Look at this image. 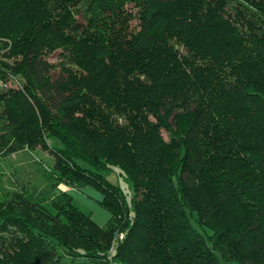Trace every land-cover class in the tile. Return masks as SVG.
Returning <instances> with one entry per match:
<instances>
[{
  "label": "trees",
  "instance_id": "1",
  "mask_svg": "<svg viewBox=\"0 0 264 264\" xmlns=\"http://www.w3.org/2000/svg\"><path fill=\"white\" fill-rule=\"evenodd\" d=\"M4 73L0 156L53 163L0 195V264H264V0H0Z\"/></svg>",
  "mask_w": 264,
  "mask_h": 264
},
{
  "label": "rangeland",
  "instance_id": "2",
  "mask_svg": "<svg viewBox=\"0 0 264 264\" xmlns=\"http://www.w3.org/2000/svg\"><path fill=\"white\" fill-rule=\"evenodd\" d=\"M134 24L135 22L133 21L131 25ZM1 51H3V48ZM48 58L53 63L57 61L56 54L49 55ZM4 75L3 78H0V90L5 87L13 88L19 86L18 78L11 77L5 73ZM3 79H6V81ZM162 134L166 139L167 134L164 130H162ZM51 142L55 143L52 140H48V143ZM47 149L50 148L43 149L37 145L33 148L25 147L7 156H0V195L3 196L10 191H23L26 194H30L32 192L36 193L41 189H47L48 187L45 183L47 178L42 173L43 170H48L53 163V156ZM117 172L115 170L105 175L111 183L121 187L126 199H128L131 193L130 182L124 175H119ZM95 191L97 194H95ZM69 194L81 208L91 213L92 218L98 224H104L109 218L108 212L99 203L98 194L100 193L94 188L90 186L73 188Z\"/></svg>",
  "mask_w": 264,
  "mask_h": 264
},
{
  "label": "crops",
  "instance_id": "3",
  "mask_svg": "<svg viewBox=\"0 0 264 264\" xmlns=\"http://www.w3.org/2000/svg\"><path fill=\"white\" fill-rule=\"evenodd\" d=\"M84 189H86V188H84ZM71 190H73V188H67V189H66V191H68V192H71ZM95 192H96V191H95ZM95 194H97V192H96ZM96 196H97V195H96ZM98 196H99L98 199H99V201H100V198H101V197H100V194H98ZM108 217H109V214H108ZM93 220H94V219H93ZM94 221H95V220H94ZM95 222H96V221H95ZM96 223H97V222H96ZM97 224H98V223H97ZM98 225H103V224H98Z\"/></svg>",
  "mask_w": 264,
  "mask_h": 264
},
{
  "label": "built area",
  "instance_id": "4",
  "mask_svg": "<svg viewBox=\"0 0 264 264\" xmlns=\"http://www.w3.org/2000/svg\"><path fill=\"white\" fill-rule=\"evenodd\" d=\"M122 235L120 234L119 237H121Z\"/></svg>",
  "mask_w": 264,
  "mask_h": 264
}]
</instances>
